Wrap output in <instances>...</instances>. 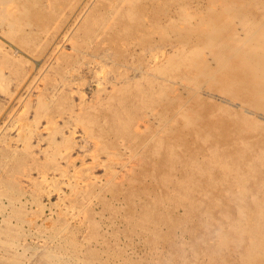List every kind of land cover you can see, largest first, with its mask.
I'll use <instances>...</instances> for the list:
<instances>
[{
    "label": "bare ground",
    "instance_id": "1",
    "mask_svg": "<svg viewBox=\"0 0 264 264\" xmlns=\"http://www.w3.org/2000/svg\"><path fill=\"white\" fill-rule=\"evenodd\" d=\"M73 1L8 0L0 23L26 46L39 37L29 27L42 28ZM82 8L72 50L110 48L118 77L96 99V111L82 107L76 121L102 150L117 149L109 134L141 149L127 184L105 186L114 199L123 196L132 223L150 226L148 242L168 247L169 256L154 264H264V121L256 117L264 118V0H85ZM60 57L67 60L65 52ZM128 63L133 73L125 76L117 69ZM37 100L35 112L47 113V97ZM56 100L66 108L65 94ZM137 119L142 132L131 127ZM2 188L9 197L10 185ZM140 194L151 199L136 205ZM98 259L91 251L87 264H111Z\"/></svg>",
    "mask_w": 264,
    "mask_h": 264
},
{
    "label": "rangeland",
    "instance_id": "2",
    "mask_svg": "<svg viewBox=\"0 0 264 264\" xmlns=\"http://www.w3.org/2000/svg\"><path fill=\"white\" fill-rule=\"evenodd\" d=\"M84 1L61 6L42 28L29 27L39 37L28 41L27 47L9 38V27L0 23V264H50V260L87 264L91 251L98 261L111 264H154L169 256L162 241L148 242L150 226L129 220L123 196L114 199L105 186L112 181L127 184L126 176L139 170L141 149L134 152L128 142L109 134L107 143L115 141L117 149L102 150L100 142L96 144L76 121L75 115L84 107L96 111V99H105L118 77L111 67L110 48L104 54L91 48L76 53L71 48ZM6 7L8 0L0 1V10ZM135 48L133 52L140 53ZM63 52L66 61L60 57ZM132 68L128 63L117 70L126 76L133 73ZM43 94L50 110L37 114V99ZM60 94L68 100L66 108L58 105ZM144 125L137 119L131 127L142 132ZM4 182L10 185L9 197L3 191ZM91 185L94 190L88 192ZM144 199L151 196H135L136 205ZM104 201L114 208H106ZM165 202L174 213L181 212L172 199ZM55 227L61 230L54 235ZM179 231L175 230L173 239L180 237Z\"/></svg>",
    "mask_w": 264,
    "mask_h": 264
}]
</instances>
